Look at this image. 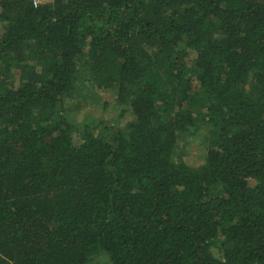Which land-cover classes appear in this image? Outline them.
Here are the masks:
<instances>
[{
  "label": "trees",
  "instance_id": "trees-1",
  "mask_svg": "<svg viewBox=\"0 0 264 264\" xmlns=\"http://www.w3.org/2000/svg\"><path fill=\"white\" fill-rule=\"evenodd\" d=\"M0 27V264H264V0H1ZM86 47L126 124L71 115Z\"/></svg>",
  "mask_w": 264,
  "mask_h": 264
},
{
  "label": "rangeland",
  "instance_id": "rangeland-1",
  "mask_svg": "<svg viewBox=\"0 0 264 264\" xmlns=\"http://www.w3.org/2000/svg\"><path fill=\"white\" fill-rule=\"evenodd\" d=\"M42 1L50 2L52 0ZM0 31H2L1 27ZM89 52L90 48L86 47L78 60L73 93L67 102L68 109L78 122L105 119L116 125H124L134 118L130 105L120 101L116 88L105 85L102 80L97 79L89 60ZM28 62L37 64V59L30 55ZM20 80L21 71L15 69L12 81L18 85ZM192 82L195 88H199V83L193 75ZM193 95L195 96L194 101L201 97L198 92ZM192 105L198 111L204 110L200 103ZM200 117L203 119L202 116ZM202 119L189 133L182 135L178 142L177 158H182L193 167H198L205 161L208 134L207 125ZM251 183L254 184L255 181L251 180ZM92 264H108V260L103 254H99L94 256Z\"/></svg>",
  "mask_w": 264,
  "mask_h": 264
},
{
  "label": "built area",
  "instance_id": "built-area-1",
  "mask_svg": "<svg viewBox=\"0 0 264 264\" xmlns=\"http://www.w3.org/2000/svg\"><path fill=\"white\" fill-rule=\"evenodd\" d=\"M33 2H34L35 5H38L40 3H43L42 0H33ZM0 3H1V0H0Z\"/></svg>",
  "mask_w": 264,
  "mask_h": 264
}]
</instances>
